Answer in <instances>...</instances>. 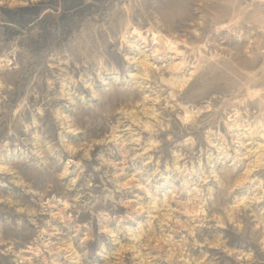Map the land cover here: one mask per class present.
Instances as JSON below:
<instances>
[{
    "label": "rangeland",
    "instance_id": "obj_1",
    "mask_svg": "<svg viewBox=\"0 0 264 264\" xmlns=\"http://www.w3.org/2000/svg\"><path fill=\"white\" fill-rule=\"evenodd\" d=\"M262 17L261 0H0V264H76V255L65 250L69 244L79 264H110L119 245L105 228L129 244L130 234L150 220L134 209L162 203L171 194L183 202L191 199V188H183L185 177L174 170V153L188 150L178 146L186 133L177 126L144 133L140 144L131 143L128 133L111 141L112 127L123 119L115 115V106L138 98L132 90L141 69L132 61L152 57L159 67L180 63L163 45L155 46L157 36L186 42L190 48L181 50L189 53L205 45V56L215 58L203 64L184 102L221 109L217 119L194 133L201 143L209 128L227 135L222 106L242 101L241 110L252 120L264 111ZM128 23L132 29L122 46L118 37ZM133 29L147 37V44ZM89 43L109 68L120 69L121 83L115 73L101 72L95 61L84 67L85 58L73 46L86 51ZM70 55L75 61L69 67L61 61ZM197 56L190 54V60L198 63ZM62 68L77 81L83 76L84 82L73 84ZM85 83L94 86L99 99ZM237 138L243 140L238 132L229 136L230 142ZM153 140L162 148L142 155ZM261 142L257 137L255 144L238 150L246 155ZM68 146L83 147L71 153ZM211 155L225 187L215 178L207 185L215 194L209 216H220L224 227L213 219L197 221L196 239L202 246L192 255L204 264H264V200L258 199L264 196V169L235 188L256 158L238 161L235 150L231 158ZM237 204L242 206L234 211L233 223L228 215ZM176 215L182 222L191 220ZM125 260L132 264L131 254Z\"/></svg>",
    "mask_w": 264,
    "mask_h": 264
},
{
    "label": "clouds",
    "instance_id": "obj_2",
    "mask_svg": "<svg viewBox=\"0 0 264 264\" xmlns=\"http://www.w3.org/2000/svg\"><path fill=\"white\" fill-rule=\"evenodd\" d=\"M261 3L264 4V0H261ZM127 29H132L131 23H128L123 35L118 37L122 42V46L128 43L129 32ZM262 31H264V28H262ZM132 34L147 42V37L139 30L133 29ZM73 47L80 56L85 58L84 67H87L89 60L95 61L101 72L109 75L115 73L116 83H121L120 69L115 65L109 68L104 58L100 57L92 48L91 43L87 45L86 51L81 50L82 46L80 45H74ZM167 47L169 51L175 52L176 56L181 58L180 63L159 67L152 63L154 59L152 57L132 61L141 69L140 73L134 77L136 83L132 90L138 95V98L125 103H118L115 106V115L123 117V119L117 121L112 127L110 138L112 142L120 141L124 138L123 134L128 133L133 138L130 141L131 143L140 144L143 141L144 133L155 134L160 131H171L174 125L177 126L183 133H186L178 146L188 150L187 152L174 153V170L185 177L183 188L185 191L191 188V192L188 194L192 198L187 202H183L179 199V196L171 194L162 203L157 200L150 205H141L134 209L139 214L147 213L150 220L147 226L141 225L137 233L130 234L131 243L129 244L121 243L116 234L105 228L104 232L112 235L119 245V249L113 253L114 260L110 264H126L125 257L128 254L132 256V264H204L203 260H198L192 255V250L195 247L202 246L196 239L197 229L201 227V224L196 222L213 219L218 222L220 227H224L220 216H209L210 206L215 207V194L213 190L207 188V185L212 178H215L221 188L225 187L220 175L214 171L216 164L212 163L214 157L211 153L222 154L220 158L223 159L224 156L231 158L229 154L235 150V159L238 161H251L252 157L256 158L255 161L249 164L248 172L235 184V188L247 183L248 178L256 170L264 169V142L259 143L254 150L249 151L246 155H242L238 150L239 148H248L249 143L255 144L257 137L264 141V111H261L256 120H252L246 111L241 110L244 106L242 101H234L228 104L227 108L222 106L226 119H222L221 122L227 129L228 134L225 135L219 130L213 131L212 128H209L204 133L203 143H201V140L194 133L198 132L206 121L217 119L221 109H213L210 105L202 108L193 107L191 104L184 102V98L192 85L200 78L203 64L215 57L205 56L204 53L207 51L205 45L191 48V53L181 50L182 48H190L186 42H182V44L169 42ZM190 54L191 56H197L198 54V63H193L190 60ZM125 59L128 58L125 57ZM74 61L75 57L70 55L69 59L63 60L61 63L70 67ZM76 67L80 68L81 65L77 63ZM189 68L194 70L187 72ZM61 71L66 74L65 78L71 80L73 84L84 82L83 76L77 81L66 68H62ZM101 72H97L98 77L101 76ZM183 72H187L183 79H177L176 74ZM84 86L92 90L94 98H100L92 84L85 83ZM63 87L67 88L68 85L65 84ZM109 91L112 90L109 89ZM214 113L215 115H213ZM126 123L128 126L124 127ZM234 132H238L243 140L237 138L230 142L229 136ZM168 140L172 142L173 137L169 136ZM245 140L249 143H245ZM95 143L103 144L105 141L97 140ZM162 146L161 142L153 140L142 155L157 151ZM81 148L68 146V151L77 153ZM68 163L71 166L73 161L69 160ZM148 163H152V160L150 159ZM208 169H213V171L210 175H205L204 173ZM168 170L171 171L172 168H168ZM223 171L226 175L228 174L227 167ZM68 175L69 171L66 169L63 176ZM235 188L232 190H235ZM261 189H264V184H261ZM149 196H151V193H149ZM258 199L264 200V196ZM173 204H176L177 207H172ZM246 205L247 202H244L243 206ZM241 206V204L233 206V211L229 212L228 215L230 222L235 223L234 211ZM225 211L227 212L228 209H225ZM178 212L190 217V222L185 223L178 219L176 215ZM176 235H181L182 238L178 241ZM217 246L213 245V247ZM65 250L76 255V264H79L76 249L69 244ZM247 259L251 260L252 257L248 256Z\"/></svg>",
    "mask_w": 264,
    "mask_h": 264
},
{
    "label": "bare ground",
    "instance_id": "obj_3",
    "mask_svg": "<svg viewBox=\"0 0 264 264\" xmlns=\"http://www.w3.org/2000/svg\"><path fill=\"white\" fill-rule=\"evenodd\" d=\"M154 33V32H153ZM161 36H162V34H161ZM164 36V35H163ZM162 36V38L160 39L159 38V36H157V37H155L153 40H156V41H159V42H156V44H155V46L157 45V44H160V45H163L162 47H164L166 50H167V53H173V54H175V56H176V53L175 52H173V51H169L168 52V44H169V42H171L172 44H177V42L176 41H173L171 38H169V37H163ZM137 38V37H136ZM141 40V39H140ZM139 41V40H138ZM144 42V41H143ZM154 43H155V41H154ZM153 43V44H154ZM146 44H147V42H146ZM145 44V45H146ZM149 44V43H148ZM152 45V44H151ZM148 46V45H147ZM150 47V46H149ZM158 48V50H161V48H160V46L159 47H157ZM156 49V48H155ZM165 49H163L162 48V50H165ZM26 253H28L29 251H25ZM31 252V251H30Z\"/></svg>",
    "mask_w": 264,
    "mask_h": 264
}]
</instances>
